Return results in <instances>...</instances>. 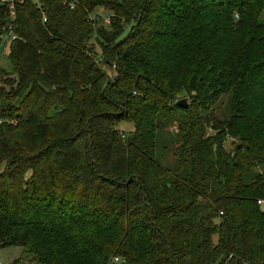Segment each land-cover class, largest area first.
Returning <instances> with one entry per match:
<instances>
[{
    "label": "trees",
    "instance_id": "1",
    "mask_svg": "<svg viewBox=\"0 0 264 264\" xmlns=\"http://www.w3.org/2000/svg\"><path fill=\"white\" fill-rule=\"evenodd\" d=\"M12 1L11 17L0 0V34L16 36L0 70L12 264H264V0ZM174 125L168 170L157 137Z\"/></svg>",
    "mask_w": 264,
    "mask_h": 264
},
{
    "label": "rangeland",
    "instance_id": "2",
    "mask_svg": "<svg viewBox=\"0 0 264 264\" xmlns=\"http://www.w3.org/2000/svg\"><path fill=\"white\" fill-rule=\"evenodd\" d=\"M97 15L101 16L104 20V23L107 25L108 23V12L104 11L102 8H98L95 12ZM264 21V16H263ZM8 51H9V43L5 39V35L0 37V70L4 71V74H9L11 72V65L8 60ZM99 52V49H97ZM109 73V71H108ZM111 77H113L112 72L109 73ZM1 87V84H0ZM183 98L181 100H185L189 103L188 98L180 96ZM185 98V99H184ZM227 107V97L223 96L218 99L214 105L210 108L209 113L212 114L215 118H224L228 114ZM117 128L124 133H129L134 130V126L131 122H120L117 125ZM209 134V131L207 132ZM177 129L176 126H170L161 133L158 134L157 137V150L156 157L161 164L162 167L168 170H174L177 168L176 159L174 156L175 148L177 145ZM225 149L229 150L231 148L230 140H227L224 144ZM22 256V249L19 247H8L0 249V264H12L15 260L19 259ZM26 264V263H25ZM28 264V263H27Z\"/></svg>",
    "mask_w": 264,
    "mask_h": 264
},
{
    "label": "built area",
    "instance_id": "3",
    "mask_svg": "<svg viewBox=\"0 0 264 264\" xmlns=\"http://www.w3.org/2000/svg\"><path fill=\"white\" fill-rule=\"evenodd\" d=\"M12 0H1V4H3L4 6H6L11 14V17H12ZM34 3H38L37 0H33ZM78 4V0H64V5L66 7H68L70 10H73L76 5ZM44 20V19H43ZM13 27L12 25L10 24L8 27H7V31H4L3 29V33L0 34V37L5 35V39L6 41L9 43L11 41H14L16 39V36L13 34ZM258 206H263L264 205V200H260L257 202Z\"/></svg>",
    "mask_w": 264,
    "mask_h": 264
},
{
    "label": "water",
    "instance_id": "4",
    "mask_svg": "<svg viewBox=\"0 0 264 264\" xmlns=\"http://www.w3.org/2000/svg\"><path fill=\"white\" fill-rule=\"evenodd\" d=\"M187 106H188V104L185 100H180L179 102H177V107H179L181 109H186Z\"/></svg>",
    "mask_w": 264,
    "mask_h": 264
}]
</instances>
